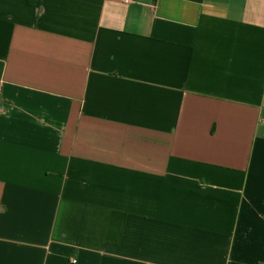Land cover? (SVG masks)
<instances>
[{
  "label": "crops",
  "instance_id": "0c3cea01",
  "mask_svg": "<svg viewBox=\"0 0 264 264\" xmlns=\"http://www.w3.org/2000/svg\"><path fill=\"white\" fill-rule=\"evenodd\" d=\"M0 264H264V0H0Z\"/></svg>",
  "mask_w": 264,
  "mask_h": 264
},
{
  "label": "built area",
  "instance_id": "2783aa9c",
  "mask_svg": "<svg viewBox=\"0 0 264 264\" xmlns=\"http://www.w3.org/2000/svg\"><path fill=\"white\" fill-rule=\"evenodd\" d=\"M0 108H1V106H0Z\"/></svg>",
  "mask_w": 264,
  "mask_h": 264
}]
</instances>
